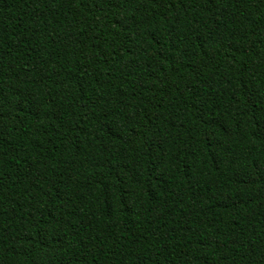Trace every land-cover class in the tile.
Masks as SVG:
<instances>
[{"label":"trees","instance_id":"trees-1","mask_svg":"<svg viewBox=\"0 0 264 264\" xmlns=\"http://www.w3.org/2000/svg\"><path fill=\"white\" fill-rule=\"evenodd\" d=\"M0 264H264V0H0Z\"/></svg>","mask_w":264,"mask_h":264}]
</instances>
